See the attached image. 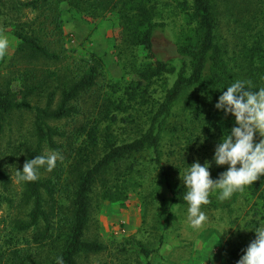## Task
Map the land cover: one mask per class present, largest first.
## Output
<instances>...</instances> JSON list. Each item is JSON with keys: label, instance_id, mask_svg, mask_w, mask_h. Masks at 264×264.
<instances>
[{"label": "trees", "instance_id": "obj_1", "mask_svg": "<svg viewBox=\"0 0 264 264\" xmlns=\"http://www.w3.org/2000/svg\"><path fill=\"white\" fill-rule=\"evenodd\" d=\"M170 1L180 27L175 56L167 59L155 52L152 41L166 25L164 0L17 3L36 14L11 23L17 43L5 66L11 69L17 58L23 68L0 77V131L14 114L31 115L32 143L11 145L10 156H20L18 170L35 156L58 152L63 159L51 172L41 167L37 180L15 187L5 166L13 157L0 148V264H58L57 257L64 264H81V255L99 252V242L84 238L91 196L120 201L129 182L140 187L132 174L136 157L144 153L167 192V206H189L182 180L193 164L186 156L198 144L200 128L202 137L221 139L235 126L234 116L214 107L219 96L238 80L252 92L264 88V0ZM61 2L85 20L114 16L118 78L104 77L99 55L83 49L66 52ZM220 15L226 17V38L219 36ZM43 61H50L51 68ZM41 97L42 104L32 103ZM182 97L186 113L177 120L174 107ZM128 159L120 176L110 178L112 167ZM215 169L214 181L222 166ZM13 176L16 180V171ZM247 190L258 198L248 221L251 233L224 254L226 264H236L255 230L264 228V176ZM243 191L224 201L209 194L210 203L201 207L229 209ZM152 251L139 245L145 264H152Z\"/></svg>", "mask_w": 264, "mask_h": 264}, {"label": "rangeland", "instance_id": "obj_2", "mask_svg": "<svg viewBox=\"0 0 264 264\" xmlns=\"http://www.w3.org/2000/svg\"><path fill=\"white\" fill-rule=\"evenodd\" d=\"M25 0H0V36L7 37L9 47L3 59H0V77H8L17 72L22 64H17L10 69L6 66L14 52L17 43L12 35L11 23L13 19L31 20L35 12L27 8L17 6L18 2ZM165 1V27L155 31L153 34V48L161 58H173L175 56V43L178 41L177 30L180 27L178 14L172 10L173 4L170 0ZM61 19V27L65 33L63 44L66 52L70 50L83 49L99 55L104 62V77L115 79L120 76V67L113 55L112 44L116 33L115 18L113 15L98 18L94 21L80 18L73 11L69 10L64 2L58 5ZM221 11V5H218ZM176 14H173V13ZM226 17L220 15L219 36L226 38ZM47 34V38H49ZM6 63V66H5ZM43 64L51 68L50 61H43ZM18 69V70H17ZM191 96L193 91L189 92ZM183 97L176 103L174 111L176 119L181 120L185 116ZM43 103V98H34L32 103ZM183 108V110H182ZM18 114V113H17ZM14 114L8 119V124L3 122L0 131V148L8 150L10 156L11 145L19 141L31 144L33 136L30 130L31 115L23 113ZM57 125L60 123L57 122ZM71 127L66 125V130ZM202 129L199 130V138L196 140L195 149H191L186 158L192 163L199 162L202 166L206 161L210 162V178L217 172L213 161L216 145L221 141L219 138L202 137ZM259 135L256 134L254 142H259ZM165 144V139H164ZM5 165L12 175L13 185L18 183L13 173L18 170L20 156H10ZM132 160H124L117 168L112 167L109 177L112 178L122 171ZM239 167V165H237ZM139 169V173L136 172ZM228 165L222 166V172L226 171ZM133 181L142 185L136 187L128 184L125 190V197L120 201L101 200L97 195L92 194L89 209V219L85 229L84 238L96 240L103 247L97 253L81 255L78 261L81 264H145L144 257L139 252V245L145 249H152L149 260L152 264H177L185 260L188 262L200 246L209 245L212 249L218 248L224 254L235 246L242 245L244 239L251 233L252 223L248 221L256 211L257 193L246 194L243 191L237 196L229 209L204 208L201 211L207 216V220L201 229H193L188 222V207L185 205L167 206L168 195L161 184L155 167L150 163V155L145 153L138 155L133 167ZM213 180V179H212ZM133 188V189H132ZM210 195H220L219 190L210 192ZM3 207V206H2ZM0 208V215H4V208ZM260 215L258 212H256ZM249 223V224H248ZM2 224H0L1 226ZM261 226V225H260ZM261 228V227H260ZM227 229V230H226ZM226 230V233L221 235ZM221 235V236H220ZM220 236V237H219ZM219 237V240H218ZM217 243V244H216ZM46 250V249H45ZM46 251H43L44 255ZM191 259V260H192ZM240 259V258H239ZM238 259V260H239ZM237 260V261H238ZM195 263V262H194ZM195 264H210L203 261ZM237 264V263H236Z\"/></svg>", "mask_w": 264, "mask_h": 264}, {"label": "clouds", "instance_id": "obj_3", "mask_svg": "<svg viewBox=\"0 0 264 264\" xmlns=\"http://www.w3.org/2000/svg\"><path fill=\"white\" fill-rule=\"evenodd\" d=\"M8 47L7 37L0 36V59L4 58ZM245 84L239 80L232 83L214 105L216 109L223 110L225 116L231 114L235 118V126L221 138L212 158L216 166L228 165L227 170L214 181L210 178V162L206 161L203 166L194 162L183 177L182 183L187 189L184 200L189 205L188 222L193 229H201L207 220L201 205L210 203V192L219 190L218 199L224 201L264 176V88L252 92ZM256 134L260 137L259 142H254ZM58 159H63L60 153L52 152L26 160L22 170H16V182L37 180L38 170L46 167L51 172ZM254 233L255 239L249 243L237 264H264V228H257ZM57 261L64 264L61 257H57Z\"/></svg>", "mask_w": 264, "mask_h": 264}, {"label": "crops", "instance_id": "obj_4", "mask_svg": "<svg viewBox=\"0 0 264 264\" xmlns=\"http://www.w3.org/2000/svg\"><path fill=\"white\" fill-rule=\"evenodd\" d=\"M193 254V259L186 262L182 260L177 264H195L197 261L203 263V261L210 262V264H226L225 258L218 248L212 249L209 245L205 247L202 245ZM195 262V263H194Z\"/></svg>", "mask_w": 264, "mask_h": 264}]
</instances>
